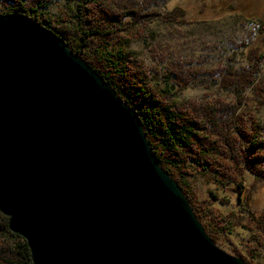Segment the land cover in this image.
<instances>
[{"label":"water","instance_id":"95a60500","mask_svg":"<svg viewBox=\"0 0 264 264\" xmlns=\"http://www.w3.org/2000/svg\"><path fill=\"white\" fill-rule=\"evenodd\" d=\"M0 212L33 264H249L209 235L136 110L18 13L0 14Z\"/></svg>","mask_w":264,"mask_h":264},{"label":"trees","instance_id":"16d2710c","mask_svg":"<svg viewBox=\"0 0 264 264\" xmlns=\"http://www.w3.org/2000/svg\"><path fill=\"white\" fill-rule=\"evenodd\" d=\"M55 1L59 0H0V14H24L53 31L136 110L160 164L182 187L216 243L219 218L209 216V211L194 201L186 179L191 167L215 172L224 187L233 183L241 210L251 214L249 219L264 235V213L257 215L249 207L247 195L251 188L245 184L243 171V164L247 165L256 178L264 181V122H258L253 112L242 109L247 93L252 94L255 105L264 107V82L258 79L264 65V50L253 48L250 61L242 70L222 67L213 71L220 75L221 87L235 95L233 104L222 98L179 102L170 99L171 84L182 90L199 72L185 62H176L170 67V78L176 80L158 90L150 67L127 50L132 37L145 27L149 11H145L144 2L60 0L67 8L53 17L47 8ZM185 13L183 7H175L162 18L178 22ZM0 264H33L26 239L10 230L8 217L2 212Z\"/></svg>","mask_w":264,"mask_h":264},{"label":"rangeland","instance_id":"374dc122","mask_svg":"<svg viewBox=\"0 0 264 264\" xmlns=\"http://www.w3.org/2000/svg\"><path fill=\"white\" fill-rule=\"evenodd\" d=\"M119 2V0H116ZM144 2L147 19L143 31L132 37L127 50L142 59L152 70L158 90L167 87L176 62H185L199 74L182 90L175 86L170 99L187 102L222 98L234 103L235 95L221 87L220 68L244 69L253 48L264 50V0H139ZM183 7L180 21L162 18L167 11ZM67 8L64 1H55L47 8L56 17ZM158 12L155 14L154 12ZM258 79L264 82V65ZM242 109L253 112L258 122H264V107L254 104L247 93ZM248 191L247 203L257 215L264 213V181L256 178L243 164ZM206 172L191 167L186 174L194 201L207 209L208 215L219 218L217 244L229 253L240 256L250 264H264V235L249 219V212L241 210L238 192L233 183L224 187ZM254 185L252 186V184ZM243 194V195H244ZM211 209V211H210ZM210 218V217H209Z\"/></svg>","mask_w":264,"mask_h":264}]
</instances>
